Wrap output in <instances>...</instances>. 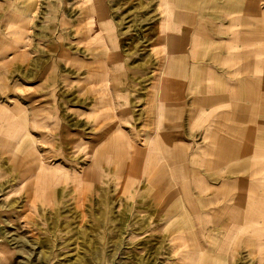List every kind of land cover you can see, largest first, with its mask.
I'll return each instance as SVG.
<instances>
[{"label": "rangeland", "instance_id": "1", "mask_svg": "<svg viewBox=\"0 0 264 264\" xmlns=\"http://www.w3.org/2000/svg\"><path fill=\"white\" fill-rule=\"evenodd\" d=\"M0 264H264V0H0Z\"/></svg>", "mask_w": 264, "mask_h": 264}, {"label": "bare ground", "instance_id": "2", "mask_svg": "<svg viewBox=\"0 0 264 264\" xmlns=\"http://www.w3.org/2000/svg\"><path fill=\"white\" fill-rule=\"evenodd\" d=\"M211 154H212V149H211V147L209 146V149H208V152H207V164H208V167H209V169H211L212 168V165H213V160H212V156H211ZM213 155V154H212ZM252 165V164H251ZM206 182H210V181H206ZM209 184V183H208ZM210 185V184H209ZM210 187V186H209ZM169 188V187H168ZM209 204H211V202H209ZM227 235V234H226Z\"/></svg>", "mask_w": 264, "mask_h": 264}]
</instances>
